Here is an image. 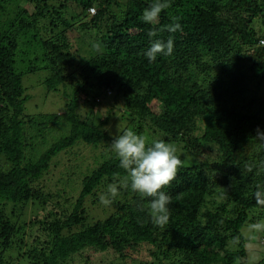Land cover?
<instances>
[{"label":"trees","instance_id":"obj_1","mask_svg":"<svg viewBox=\"0 0 264 264\" xmlns=\"http://www.w3.org/2000/svg\"><path fill=\"white\" fill-rule=\"evenodd\" d=\"M150 2L0 0V264H79L102 253L107 264H264V203L253 196L264 186V0H170L152 24L142 19ZM172 17L182 31H167ZM169 38L172 54L148 62L152 40ZM18 53L29 61L21 70ZM40 69L48 93L70 88L63 112H25L22 77ZM92 102L108 109L98 125L82 110ZM116 110L181 158L163 189L172 198L164 225L151 219L150 198L125 188L109 214L89 217L126 176L103 130ZM76 143L97 150L96 166L71 202L67 169L53 178L51 167ZM256 222L254 261L242 229Z\"/></svg>","mask_w":264,"mask_h":264},{"label":"clouds","instance_id":"obj_2","mask_svg":"<svg viewBox=\"0 0 264 264\" xmlns=\"http://www.w3.org/2000/svg\"><path fill=\"white\" fill-rule=\"evenodd\" d=\"M170 6V0H151L143 10V21L149 24L158 21L161 13ZM171 19L172 23L167 26V31L170 33L182 31L179 17ZM148 36L150 38L155 36V32L149 31ZM91 47L96 54L102 51L101 43H93ZM173 49V39L169 38L166 41L156 39L152 40L143 55L148 62H154L158 55H171ZM257 137H264V132L258 131ZM110 147L126 176L122 184L109 183L105 194L100 197V202L111 205L121 188L130 189L141 198H150L148 208L155 224H166L169 220V205L172 198L163 189L175 179L182 163L176 147L164 139H154L148 143L146 137L135 130H125L122 134L116 135ZM253 196L258 202L264 203V186H257ZM252 227L258 228L259 225Z\"/></svg>","mask_w":264,"mask_h":264},{"label":"rangeland","instance_id":"obj_3","mask_svg":"<svg viewBox=\"0 0 264 264\" xmlns=\"http://www.w3.org/2000/svg\"><path fill=\"white\" fill-rule=\"evenodd\" d=\"M24 4V3H23ZM113 13H115L118 16L122 15V11L116 9L115 7L112 8ZM25 62H23L20 58V53H18L16 57V68L18 70H21L29 63V61L25 58H23ZM47 71L44 69L37 70L35 72H28L25 73L22 77V83L23 86L26 88V93L29 95V99L25 103V112L29 114H37L41 112L46 113H61L63 112V108L66 104L67 99H71L70 94V88L59 86L56 92H50L48 93L47 90L44 87L43 79L47 76ZM45 80V79H44ZM108 93V92H107ZM106 102L102 100V103ZM93 103V102H92ZM99 103V104H102ZM94 104V103H93ZM83 106L82 104H80ZM81 106L77 108V110H81ZM104 104L95 106L93 110L91 109L92 105H86L83 107V111L88 109V112H91L93 124L98 125L101 120L103 119V116L105 115V111L108 109H105ZM122 107V106H121ZM125 118H128L127 115L121 112V110H116L115 113L111 111V114L109 116V119L107 123L103 126V130L107 129L105 131L110 137L114 138L116 135L122 134L125 130H133L129 126V120H126ZM90 122V121H89ZM143 136L146 137V140L148 143H151L154 139V137H151L148 132H144ZM86 145V144H85ZM83 143H76L75 146L72 149H66L60 153V158L62 156V162L57 161L58 164L57 167H51V172L54 173L52 177H56L57 174L65 169H67V175H69L68 180H64L66 183L65 191L67 192V197L72 199L71 202H74V198L78 195V192L80 190V181L85 175H88L91 173V171L95 168L96 162H95V154L97 152H94L93 150H89L88 148H91L90 146H85ZM175 146V144H173ZM93 149V148H91ZM181 153V152H180ZM179 154V150H178ZM70 159V160H69ZM71 186V187H70ZM73 197V198H72ZM104 205V204H102ZM102 207V206H101ZM112 210L111 205H104L102 208H98V206L95 204L92 205L91 211L89 212L90 218H104L107 214H109ZM7 212H10V207L7 208ZM263 223V222H262ZM258 225V223L256 222ZM242 232L245 236H248L250 238V242L247 244L249 247L248 253L249 257L251 259H254V261L258 260L261 255H259V252H261L260 247L258 246V240L259 236L263 235L261 228H254L252 225L248 224L243 227ZM263 242V239H260ZM112 257L109 256L108 253H102L99 254L92 259H90L89 262H83V260L79 264H107L110 261H112ZM128 264H140L138 261H130Z\"/></svg>","mask_w":264,"mask_h":264},{"label":"built area","instance_id":"obj_4","mask_svg":"<svg viewBox=\"0 0 264 264\" xmlns=\"http://www.w3.org/2000/svg\"><path fill=\"white\" fill-rule=\"evenodd\" d=\"M89 14H90V15H94V14H95V10H94V8L89 9ZM259 42H260L262 45H264V40H260Z\"/></svg>","mask_w":264,"mask_h":264}]
</instances>
